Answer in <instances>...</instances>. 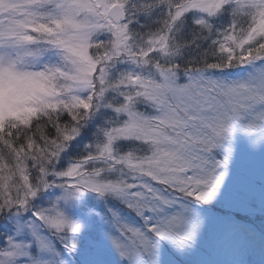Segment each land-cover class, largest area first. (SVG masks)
I'll use <instances>...</instances> for the list:
<instances>
[{
    "label": "snow or ice",
    "instance_id": "6c2138e0",
    "mask_svg": "<svg viewBox=\"0 0 264 264\" xmlns=\"http://www.w3.org/2000/svg\"><path fill=\"white\" fill-rule=\"evenodd\" d=\"M0 264H264V0H0Z\"/></svg>",
    "mask_w": 264,
    "mask_h": 264
}]
</instances>
